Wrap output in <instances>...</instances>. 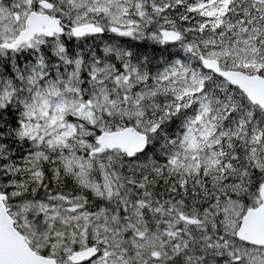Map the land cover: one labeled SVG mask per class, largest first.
Here are the masks:
<instances>
[{"label":"snow or ice","instance_id":"snow-or-ice-1","mask_svg":"<svg viewBox=\"0 0 264 264\" xmlns=\"http://www.w3.org/2000/svg\"><path fill=\"white\" fill-rule=\"evenodd\" d=\"M0 264H264V0H0Z\"/></svg>","mask_w":264,"mask_h":264}]
</instances>
